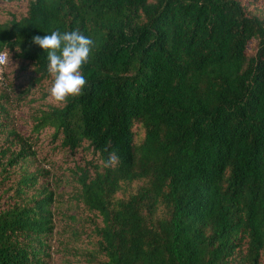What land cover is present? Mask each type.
<instances>
[{"label":"trees","instance_id":"trees-1","mask_svg":"<svg viewBox=\"0 0 264 264\" xmlns=\"http://www.w3.org/2000/svg\"><path fill=\"white\" fill-rule=\"evenodd\" d=\"M26 2L0 21V264H264V0ZM74 30L87 85L57 105L32 38Z\"/></svg>","mask_w":264,"mask_h":264},{"label":"clouds","instance_id":"clouds-1","mask_svg":"<svg viewBox=\"0 0 264 264\" xmlns=\"http://www.w3.org/2000/svg\"><path fill=\"white\" fill-rule=\"evenodd\" d=\"M32 43L42 48L47 56V70L53 78L50 101L62 105L67 104L69 98L83 95L87 80L82 69L89 62L90 53L95 46L94 41L79 30H74L63 34L52 31L43 37L37 35L32 38ZM117 161L118 156L113 150L109 155L108 164L114 165Z\"/></svg>","mask_w":264,"mask_h":264},{"label":"rangeland","instance_id":"rangeland-1","mask_svg":"<svg viewBox=\"0 0 264 264\" xmlns=\"http://www.w3.org/2000/svg\"><path fill=\"white\" fill-rule=\"evenodd\" d=\"M26 3H27L26 0H0V21H3V19H5V20L8 19L9 15L11 13L15 14L17 17H21L24 14V12H25ZM3 71H4V67H3ZM2 74H3V72H2ZM0 82H2V75L0 76ZM66 157H67V155H65V154H62L60 156L58 154L51 153L50 156H49V159L50 160H52V159H60V164H62L65 161L69 162L71 160L69 157L66 160ZM75 158H79V155H76ZM39 163L40 162L37 161L34 165H37ZM64 166H66V163H65ZM51 173L53 174V176H55L56 174L59 173V171H57V169L56 170L54 169V170H52ZM67 176H69V174H68V172L65 171L64 174H63V177L65 178ZM64 180L60 184L61 186L56 189L57 193H60L63 190L65 192L70 190L71 187L69 185H66L67 183L64 182ZM69 213L72 214L73 212L71 211ZM61 255L62 254L53 255L54 259L52 261V264H62L63 257ZM63 264H65V263H63Z\"/></svg>","mask_w":264,"mask_h":264},{"label":"built area","instance_id":"built-area-1","mask_svg":"<svg viewBox=\"0 0 264 264\" xmlns=\"http://www.w3.org/2000/svg\"><path fill=\"white\" fill-rule=\"evenodd\" d=\"M7 63V56L4 52H0V76L2 75L3 72V67Z\"/></svg>","mask_w":264,"mask_h":264}]
</instances>
